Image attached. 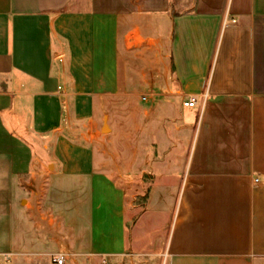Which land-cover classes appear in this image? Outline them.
I'll use <instances>...</instances> for the list:
<instances>
[{
	"label": "crops",
	"instance_id": "obj_1",
	"mask_svg": "<svg viewBox=\"0 0 264 264\" xmlns=\"http://www.w3.org/2000/svg\"><path fill=\"white\" fill-rule=\"evenodd\" d=\"M134 10L170 27L164 48L143 40L169 54L176 91L146 98L143 121L158 144L175 141L138 170L127 143L116 172L87 143L128 70ZM151 171L129 225L132 180ZM141 220L167 230L149 248L161 264H264V0H0V264L114 261L138 247Z\"/></svg>",
	"mask_w": 264,
	"mask_h": 264
},
{
	"label": "rangeland",
	"instance_id": "obj_2",
	"mask_svg": "<svg viewBox=\"0 0 264 264\" xmlns=\"http://www.w3.org/2000/svg\"><path fill=\"white\" fill-rule=\"evenodd\" d=\"M156 1L158 3L160 0ZM175 7L178 8V6ZM165 18L160 12L151 16L134 10L129 12L124 21L123 26L126 33L133 30L127 40L128 46L131 47V53L128 56V70H120L119 92L113 96H108L103 101L96 127L93 129L95 133L93 143H87L95 151L97 163L102 166L106 163L107 166L113 167L116 172H121V167L124 166L123 161L126 160L127 143L137 152L134 169L138 170L141 165L140 160L143 155L147 154L148 149L151 150L152 147L158 148L161 146L162 149L165 148L166 151H170L169 149L175 141L174 136H171L168 140H164L163 144H158V139L155 138L156 133H153L154 130L152 129L148 131L147 124H144L143 121L146 117L145 109L147 108L144 98L148 100L151 96L155 98L157 93L164 94L176 91V85L173 84L171 79V66L168 65L169 54L159 49L157 41L143 40V37L156 39L160 35L161 46L166 47L169 41L170 27ZM122 42L125 45L124 36ZM162 56H165V59ZM165 80L167 86L158 91L159 82L163 83ZM163 99L171 103L176 113L180 112V103L177 97L165 96ZM174 117V125H177L180 123V118L178 116ZM72 128L77 130L81 126L75 124ZM91 130L90 127L85 130L88 137H90ZM113 131L117 133L115 138ZM116 142L119 144V150L117 151L119 155L116 154L115 148L113 149ZM128 157L131 158V155ZM154 157L159 158V156L153 154L152 158L154 159ZM153 178L154 172L152 171L144 176H134L130 192L135 196L130 197L127 203L128 216L130 215L128 217L129 225L134 226L137 223V218L144 209L147 191L153 182ZM147 219L151 220L152 218L147 217ZM141 221L136 226L137 232L130 227L128 233L129 243L135 241L138 243V247H135L136 249L130 248L121 258L107 261V263L105 260V263L102 262L101 264H161V258H156L153 255L156 251L153 252L149 248L155 245L159 237H164L167 230L161 226L152 225V221L148 223ZM11 264H54V258L53 256H33L22 260H12Z\"/></svg>",
	"mask_w": 264,
	"mask_h": 264
},
{
	"label": "built area",
	"instance_id": "obj_3",
	"mask_svg": "<svg viewBox=\"0 0 264 264\" xmlns=\"http://www.w3.org/2000/svg\"><path fill=\"white\" fill-rule=\"evenodd\" d=\"M146 100V98H144ZM197 98L195 97H192L190 98L188 101H185L184 102V107L186 108H194L197 106ZM7 261L9 262V259L7 258ZM105 263V261H104ZM55 264H66V258L64 255H58L55 259Z\"/></svg>",
	"mask_w": 264,
	"mask_h": 264
}]
</instances>
